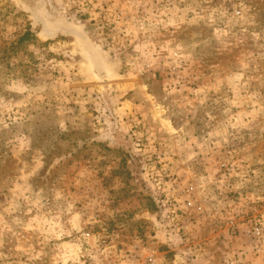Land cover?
<instances>
[{
  "label": "rangeland",
  "instance_id": "1",
  "mask_svg": "<svg viewBox=\"0 0 264 264\" xmlns=\"http://www.w3.org/2000/svg\"><path fill=\"white\" fill-rule=\"evenodd\" d=\"M0 264H264V0H0Z\"/></svg>",
  "mask_w": 264,
  "mask_h": 264
},
{
  "label": "water",
  "instance_id": "2",
  "mask_svg": "<svg viewBox=\"0 0 264 264\" xmlns=\"http://www.w3.org/2000/svg\"><path fill=\"white\" fill-rule=\"evenodd\" d=\"M40 22L45 36L52 38L62 35L64 37H73L78 42L81 57L87 65L93 81L97 84H106L114 79L113 67L82 28L62 21L50 23L43 18H41Z\"/></svg>",
  "mask_w": 264,
  "mask_h": 264
},
{
  "label": "trees",
  "instance_id": "3",
  "mask_svg": "<svg viewBox=\"0 0 264 264\" xmlns=\"http://www.w3.org/2000/svg\"><path fill=\"white\" fill-rule=\"evenodd\" d=\"M27 34H31V33H27Z\"/></svg>",
  "mask_w": 264,
  "mask_h": 264
}]
</instances>
